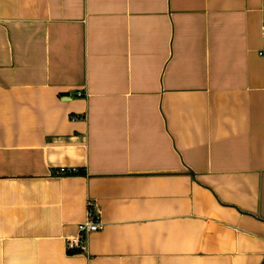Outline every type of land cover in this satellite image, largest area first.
<instances>
[{"label": "crops", "instance_id": "0c3cea01", "mask_svg": "<svg viewBox=\"0 0 264 264\" xmlns=\"http://www.w3.org/2000/svg\"><path fill=\"white\" fill-rule=\"evenodd\" d=\"M263 16L0 0V264H264Z\"/></svg>", "mask_w": 264, "mask_h": 264}, {"label": "built area", "instance_id": "2783aa9c", "mask_svg": "<svg viewBox=\"0 0 264 264\" xmlns=\"http://www.w3.org/2000/svg\"><path fill=\"white\" fill-rule=\"evenodd\" d=\"M261 29L262 35L264 36V16ZM76 96L82 97V93H76ZM61 172L64 171L62 170ZM101 229L102 223L99 220V216L93 210L92 206L89 205L86 220L78 225L77 236L66 241L65 247L67 253L76 254L83 252L85 250L86 238L91 234L97 233Z\"/></svg>", "mask_w": 264, "mask_h": 264}]
</instances>
